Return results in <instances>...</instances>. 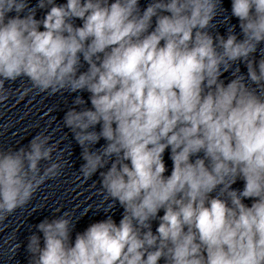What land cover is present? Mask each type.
I'll return each mask as SVG.
<instances>
[{
	"label": "clouds",
	"instance_id": "clouds-1",
	"mask_svg": "<svg viewBox=\"0 0 264 264\" xmlns=\"http://www.w3.org/2000/svg\"><path fill=\"white\" fill-rule=\"evenodd\" d=\"M224 11L222 0H0V102L20 78L48 95L89 93L63 124L80 175L99 172L105 213L124 209L74 242L69 212L43 220L30 264H264V0H232L242 39L235 26L213 34ZM54 152L43 133L0 151V222L61 175ZM41 161L53 162L41 172Z\"/></svg>",
	"mask_w": 264,
	"mask_h": 264
}]
</instances>
